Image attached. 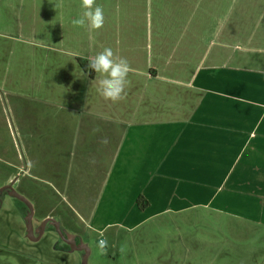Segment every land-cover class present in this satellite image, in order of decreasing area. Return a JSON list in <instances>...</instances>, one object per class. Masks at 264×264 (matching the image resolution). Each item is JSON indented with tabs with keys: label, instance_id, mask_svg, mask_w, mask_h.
Instances as JSON below:
<instances>
[{
	"label": "crops",
	"instance_id": "obj_1",
	"mask_svg": "<svg viewBox=\"0 0 264 264\" xmlns=\"http://www.w3.org/2000/svg\"><path fill=\"white\" fill-rule=\"evenodd\" d=\"M81 5L0 0V65L73 60L66 76L40 74L45 89L9 93L26 160L11 170L65 201L83 240L191 210L264 227V0H95L100 29L73 26ZM13 18L49 43L12 46ZM105 48L129 65L115 102L88 67Z\"/></svg>",
	"mask_w": 264,
	"mask_h": 264
},
{
	"label": "rangeland",
	"instance_id": "obj_2",
	"mask_svg": "<svg viewBox=\"0 0 264 264\" xmlns=\"http://www.w3.org/2000/svg\"><path fill=\"white\" fill-rule=\"evenodd\" d=\"M4 20L0 17V24ZM11 35L12 46L46 44L51 39L50 36L20 31L15 18ZM64 49L69 50L68 46ZM55 56L52 53L51 57ZM58 56L63 65H34L31 56L23 65H0V187L6 184L11 174L21 176L11 170L10 163L19 169L26 164L20 125L10 114V108L16 102L10 104L9 93L21 92L26 86L29 89L44 87L41 73L46 78L48 75L50 80L56 71L66 76L73 69V60L62 54ZM20 180L22 183H17L15 190L33 205L34 227L40 226L48 218L44 216L49 215L67 231L85 228L77 213L69 209L51 188L32 178L20 177ZM24 208L17 199L4 198L0 208V264H82L80 252L58 249L62 243L51 225H47L38 241L28 239ZM124 235L123 232L121 236L127 240L118 241L104 235L102 239L107 240L108 247L103 254L96 245L99 238L85 237L90 250L88 264H264V227L239 223L228 227L222 219L211 217L207 212L167 213L143 224L130 236Z\"/></svg>",
	"mask_w": 264,
	"mask_h": 264
},
{
	"label": "clouds",
	"instance_id": "obj_3",
	"mask_svg": "<svg viewBox=\"0 0 264 264\" xmlns=\"http://www.w3.org/2000/svg\"><path fill=\"white\" fill-rule=\"evenodd\" d=\"M82 8L85 9L80 18L73 19V26L82 27L86 23L90 29H100L103 27L105 16L102 6L95 5V0H82ZM88 67L101 77L97 82L96 91L105 100L113 102L123 98V93L127 83L129 65L124 59L114 58L112 49L105 48L89 59ZM101 254L107 249L106 239L96 242Z\"/></svg>",
	"mask_w": 264,
	"mask_h": 264
},
{
	"label": "water",
	"instance_id": "obj_4",
	"mask_svg": "<svg viewBox=\"0 0 264 264\" xmlns=\"http://www.w3.org/2000/svg\"><path fill=\"white\" fill-rule=\"evenodd\" d=\"M15 182L16 181H13L12 184L0 190L3 191L5 188L11 189L10 196L17 199L18 201H20L26 206L28 212L25 216V223H26V228H27L28 239L34 242L38 241L45 233L47 225H51L54 227L60 239L63 240L70 247V252H80L82 254V264H88L90 250L87 244L81 241L80 245L78 246L76 244V236L73 234L65 235L60 223L57 220L53 219L52 217H48L44 219L43 223L41 224L39 228H37L36 230L34 229L33 227V218H34L33 205L26 198H24L22 195L17 193V191L13 188V185L15 184ZM35 235H37V237Z\"/></svg>",
	"mask_w": 264,
	"mask_h": 264
},
{
	"label": "flooded vegetation",
	"instance_id": "obj_5",
	"mask_svg": "<svg viewBox=\"0 0 264 264\" xmlns=\"http://www.w3.org/2000/svg\"><path fill=\"white\" fill-rule=\"evenodd\" d=\"M13 181H16L15 184L13 185V188L15 189V185L20 182V178L18 176L17 177H14L13 179H11L9 181H7L6 184H4L2 187H0V189H3L4 187L9 186L10 184L13 183ZM10 190L11 189H9V188H5L3 191L0 190V208H1V205H2V203L4 201V198L7 197V196H10V192H11ZM24 207H25L24 208L25 209L24 210V213H25V216H26V214H27L28 211H27V208H26L25 205H24ZM40 226L34 227V224H33V227H34L35 230L37 228H39ZM62 230H63V232H64L65 235L66 234H72V233H70L69 231H67V230H65L63 228H62ZM73 235L76 236V244L78 246L80 245L81 241H83L85 243V241L83 240V238H81L78 234H73ZM35 236L37 237V235H35ZM59 239H60V237H59ZM60 243H62V247H58L59 250L69 251L70 252V247L63 240L60 239Z\"/></svg>",
	"mask_w": 264,
	"mask_h": 264
},
{
	"label": "trees",
	"instance_id": "obj_6",
	"mask_svg": "<svg viewBox=\"0 0 264 264\" xmlns=\"http://www.w3.org/2000/svg\"><path fill=\"white\" fill-rule=\"evenodd\" d=\"M81 66H82V68L83 69H87V66L86 65H84V64H81ZM146 204H147V202H145ZM138 204H139V206H142L143 205V207H141V208H145L147 205H144L141 201H138Z\"/></svg>",
	"mask_w": 264,
	"mask_h": 264
}]
</instances>
